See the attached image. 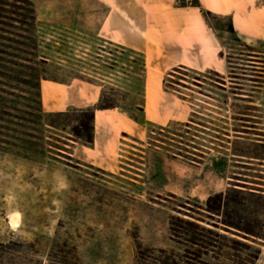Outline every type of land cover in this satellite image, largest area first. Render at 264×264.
<instances>
[{
  "label": "rangeland",
  "instance_id": "374dc122",
  "mask_svg": "<svg viewBox=\"0 0 264 264\" xmlns=\"http://www.w3.org/2000/svg\"><path fill=\"white\" fill-rule=\"evenodd\" d=\"M95 10L88 0H0V55L24 57L39 89L50 83L44 100L54 92L67 101L88 97L89 106L128 117V132L110 154L113 168H105L72 147L73 140L84 143L71 127L86 119L75 112L85 106L47 110L34 86L11 88L26 96L17 107L29 112L12 118L25 125L11 124L16 131L0 149V264H160L155 249L182 253L169 237L171 214L207 220L198 205L235 177L264 193V54L226 45L223 74L175 68L150 79L142 55L106 38V25L89 22ZM172 106L176 114L165 119ZM253 204L258 234L247 242L258 250L254 264H264V201ZM231 253L226 247L203 259L234 264Z\"/></svg>",
  "mask_w": 264,
  "mask_h": 264
},
{
  "label": "crops",
  "instance_id": "0c3cea01",
  "mask_svg": "<svg viewBox=\"0 0 264 264\" xmlns=\"http://www.w3.org/2000/svg\"><path fill=\"white\" fill-rule=\"evenodd\" d=\"M88 1L92 7H98L90 14L92 19L89 22L106 25V38L118 42L122 49L142 55L145 73L150 79H160L164 73L175 68L223 74L229 67L226 45L230 49H236V45L238 52L245 50L250 53L249 56L264 54V0ZM94 17L99 19L93 20ZM260 67L263 80L258 94L264 113V66ZM47 84L50 83H40V99L44 109H59L62 103L64 106H87L92 103L88 97L67 101L63 95L55 92L48 94L44 100L43 87ZM160 94L166 97L164 91ZM97 111L100 112L98 120ZM156 114L160 117L159 112ZM175 114L172 106L164 118H172ZM127 118L113 108L94 107L92 141L78 143L73 140L72 147L77 149L81 159L113 168L110 154L117 151L119 134L128 132L123 127Z\"/></svg>",
  "mask_w": 264,
  "mask_h": 264
},
{
  "label": "trees",
  "instance_id": "16d2710c",
  "mask_svg": "<svg viewBox=\"0 0 264 264\" xmlns=\"http://www.w3.org/2000/svg\"><path fill=\"white\" fill-rule=\"evenodd\" d=\"M28 11L32 19V6H28ZM17 58L18 60L15 59L16 61H13L0 55V136H3L0 137V149H2L4 144H9L7 138L12 135V131H16L11 124H18L21 127L25 125L23 122H14L12 118L16 117L25 120L22 114L29 112L23 109L22 106L17 107L18 99H25L26 96L13 91L11 88L17 84L29 83V86L36 88L35 94L34 92L31 93L35 97L40 96L39 77L36 69L21 63L25 59L24 57ZM7 62L28 67V71L24 72L21 69L5 66L4 64ZM38 103L41 107L40 97ZM75 112H77V115H85L86 119L71 127V133L75 137L82 139L83 142L89 143L92 141L93 107L87 105L75 109ZM54 113L64 114L65 111H55ZM261 144L264 143L259 142V145ZM233 154L238 156L237 158H260L253 153L243 151H234ZM235 178L238 181L231 182L230 186L224 190L209 193L205 197L203 205H198L207 220L202 216L196 217L188 213H186V217L178 214L169 216V237L182 246V253L157 248L155 251L158 252V255L155 258L160 264H176V258L182 264H210L203 259V256L210 255L209 253L212 252L218 254L219 251L224 250L226 247L235 250V253H231V260L234 261V264H254L255 259L258 257V250L252 248L247 240H252L253 236L258 234L254 229L255 209L252 206L254 202L259 205L263 204L264 193H261L260 188L239 180V177ZM240 250L244 252L236 253ZM224 253L227 252L224 251ZM211 256L215 257L216 255ZM192 260H195V263Z\"/></svg>",
  "mask_w": 264,
  "mask_h": 264
},
{
  "label": "bare ground",
  "instance_id": "6f19581e",
  "mask_svg": "<svg viewBox=\"0 0 264 264\" xmlns=\"http://www.w3.org/2000/svg\"><path fill=\"white\" fill-rule=\"evenodd\" d=\"M99 115H97V117H98Z\"/></svg>",
  "mask_w": 264,
  "mask_h": 264
}]
</instances>
